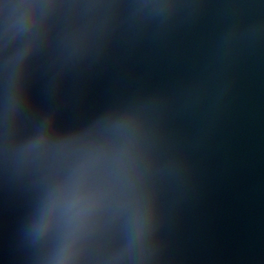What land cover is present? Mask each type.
<instances>
[{"label": "water", "instance_id": "1", "mask_svg": "<svg viewBox=\"0 0 264 264\" xmlns=\"http://www.w3.org/2000/svg\"><path fill=\"white\" fill-rule=\"evenodd\" d=\"M0 264H264V0H0Z\"/></svg>", "mask_w": 264, "mask_h": 264}]
</instances>
